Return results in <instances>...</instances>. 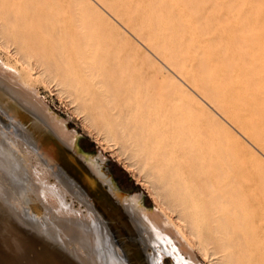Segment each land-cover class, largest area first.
I'll list each match as a JSON object with an SVG mask.
<instances>
[{"label":"bare ground","instance_id":"obj_1","mask_svg":"<svg viewBox=\"0 0 264 264\" xmlns=\"http://www.w3.org/2000/svg\"><path fill=\"white\" fill-rule=\"evenodd\" d=\"M95 2L171 71L125 70L117 55L130 56L106 40L108 23L89 0H0V47L22 66L0 59V73L26 90L0 80V120L12 121L22 136L0 127V264H162L170 253L178 264H195L176 251H197L211 264H264V167L253 164L249 151L217 137L214 119L206 122L198 101L166 75L174 73L264 154V106L249 83L256 72L250 70V78L244 70H217L227 50L218 46L214 17L199 0ZM31 70L45 85L61 87L104 140L147 170L159 212L150 214L142 200L125 198L97 158L79 151L78 133L30 94L27 79L36 75ZM69 151L81 166L59 159L69 158ZM11 155L19 160L14 169ZM28 157L43 175L37 176L38 193L56 199L57 221L43 222L8 204L11 196L21 210L27 203L35 207L25 180ZM87 168L109 186L114 206L98 194L91 200L96 182L78 173ZM67 198L86 204L83 219Z\"/></svg>","mask_w":264,"mask_h":264},{"label":"rangeland","instance_id":"obj_2","mask_svg":"<svg viewBox=\"0 0 264 264\" xmlns=\"http://www.w3.org/2000/svg\"><path fill=\"white\" fill-rule=\"evenodd\" d=\"M89 1L93 5V7L99 12L102 18H104L108 23L107 26L108 30L106 31L109 35H106L107 36L106 40H108V42L111 41L112 43L118 45L119 47L122 48L125 54H128V56H130L127 57L126 55L123 56L117 55L120 58L118 61L123 62L125 64L126 67L125 70L127 68H128L127 70H132L133 68L134 70H146V71L148 70L153 72L160 70V71H164L165 73L166 70L171 71L164 65L162 60L159 57H157L152 52V50H150L147 47V45L143 41H141L125 25L121 24L118 20H116V18L112 16L108 10H106L102 6L99 7V4L95 2V0H89ZM199 1H200L199 7L203 11H207V13H209L211 16L214 17L213 22L215 28H217V31L220 33L222 40L220 42V45L218 46L223 50H227L222 53L223 61L220 62L219 65L221 66L217 70H230V69L244 70L246 73L249 74V76L254 73V72L252 73V71L250 72V70L255 71L256 72L255 76L254 74L252 75V77L254 78L250 76L252 80L250 79L249 83L254 85L251 86L252 88L253 87L255 88V85L257 86L256 89L258 91L254 88L252 90L264 106V88H263L264 84H261L262 88L260 86V83H262L261 81L264 82L263 80L264 69L262 70V68H264V63L262 64V60H261L264 59V39H263L264 38V4H263L264 0H199ZM246 24L247 26H245ZM253 38L255 40L254 41L255 44L252 41ZM238 39L240 40L239 42ZM257 40L260 41L259 44H258L259 41L257 42ZM258 45L260 47H258ZM244 47L245 49H243ZM256 48L258 49V51ZM0 49H1L0 59L2 60L3 63L6 62V64H10V65L12 64L11 66L13 67L17 66L18 70H22L21 64L18 65L14 60L15 58L11 54L9 56V54L6 53L4 50H2L1 47ZM2 52L5 54H3ZM261 52L263 54H261ZM10 57L13 59H11ZM227 58L229 59L227 60ZM258 58L259 59L261 58L260 59L261 61ZM230 60H232V62ZM235 60H237L236 61L237 63L234 66L233 64ZM130 63L132 65H130ZM260 63L262 64V66H260L261 65ZM229 64L236 68L233 67L234 68L233 69L232 66H230ZM254 65L255 68L257 67L258 68L255 69L253 67ZM169 71L167 72L168 74L166 75L172 79L174 84L179 85L180 89L183 90L185 89L186 91H188L190 95L194 97L196 101H198V103L202 108L200 110L201 114L205 116V121L206 122L212 121L214 119L212 121L214 127L213 133H215V135L221 139H226L234 149L249 151V153L251 154V160L253 161V164L256 166L264 167V154H262V152L260 153V151L252 142L250 143V141H247L248 139L244 137V135L239 131V129L236 128V126L234 127L229 120L221 116L220 113L217 112L215 109H213L208 102H204L205 101L204 99H202L201 97L200 99L199 96L195 94L188 86H186L183 81H181L174 73ZM259 73L262 75L261 76L262 80ZM31 74H36V75H31L27 79V85L29 84L32 85V86L29 85L30 88L27 86L31 92L29 93L32 96H34V98L41 101V103L44 106H46L54 116H57L60 119L65 120L70 126V128L78 133L79 141L77 148L83 155H86L92 159L97 158L98 163L103 168V172L109 176L111 186L115 190H118L121 194H123V196L127 199L136 198L142 200L144 206L143 208L148 213L155 214V212L157 211L159 212V206L156 202V198L155 196L152 195V192L154 193L156 185L153 182L154 179L151 180V178L148 177L147 170L146 171L143 170L140 164L137 163V161L131 159L132 158L131 155L128 154L130 152L126 153L124 150L120 149L121 147L120 145H117L115 142L104 140V138L101 135H99V133L95 130V128L94 127L92 128L91 124L87 122L85 116L86 114L84 110H81L82 108L79 105V103L74 101L72 97L70 98V95L65 93L61 87L58 86L55 87L56 85L55 82L54 83L48 82V85L50 84L48 88V85H45L47 83L46 82L44 83V78L39 77L38 70H31ZM0 80L2 82L4 81V83L12 90L14 89L17 90L18 88H21L26 92V90L23 87L19 86L16 83H13L2 73H0ZM158 81L163 83L162 79L158 78ZM254 81L256 82V84H254L255 83ZM258 84L260 87L259 89H258ZM210 118L211 120H209ZM215 122L219 124L217 125L220 128L216 125ZM0 127L1 128L3 127L8 132V134H11L13 136L16 135L17 137L22 138L18 130V127H16V125H14L12 121H9L7 124H4L2 120H0ZM14 129H16L17 132H14L13 131ZM229 134L230 135L232 134L231 137ZM234 143H236V145ZM119 150H122L123 152ZM100 156H102L103 159L99 158ZM11 161L13 162L11 164V167L14 169V165L16 163L18 164L19 160L14 155H11ZM28 164L30 166V175H25V180L30 183L29 184L31 190L30 192H32V197L33 199H35V207L30 203H27L21 210L14 201L12 202L13 199L11 198V196L7 197L8 204L9 205L11 204L12 207H14L19 212L21 211L24 213H29L28 214L29 216L33 215L32 217L35 218L37 217L43 222L57 221L58 217L60 218V215L56 213V208H55L57 206L56 199L50 196L43 197L42 193H38L37 191L38 182L36 181L38 179L37 176L40 175L43 178V175L40 173L39 169L37 168V162L33 157H28ZM11 174H13L12 171ZM54 180L56 179L55 178L50 179L49 177V181L51 184L57 182V180L56 181ZM105 188L108 191L110 189L109 186H106ZM78 193L80 194V192ZM84 201L86 202L85 199ZM66 203H68L72 211L78 213V215L81 216L80 220L87 215L86 204L81 205L79 201H73L71 198H67ZM29 205H31V207H29ZM52 214L55 215L53 216ZM73 218H77V220H79L78 216L77 217L74 216ZM174 246L177 249L179 248L181 249L180 245L174 244ZM71 247L74 248L73 245ZM176 252L178 255L180 254L181 256H183L185 258V261L191 262L192 260H194L195 264H211L210 259L204 258L197 251L195 252L194 256H189L184 253L181 254L180 251H176ZM148 253L150 254L153 253V249L149 248ZM174 254L175 253H170L165 255L162 258V264H178L176 262L177 260L175 257L176 254L175 255Z\"/></svg>","mask_w":264,"mask_h":264},{"label":"water","instance_id":"obj_3","mask_svg":"<svg viewBox=\"0 0 264 264\" xmlns=\"http://www.w3.org/2000/svg\"><path fill=\"white\" fill-rule=\"evenodd\" d=\"M50 133V132H49ZM52 135V134H51ZM69 153H70V155H68L69 156V158H67V157H64L63 155H61L60 157H59V159H66V160H70L71 162H74V159H76V166H81V160L80 159H78L77 158V156L74 154V153H72V151H69ZM85 171H86V174H81L80 172H78L79 173V175H80V177H82V180L83 179H85V177H89L88 176V174L91 176V178H93L94 180H95V182H96V187H95V189H94V192H93V190L91 189L93 186L92 185H90V184H85L84 185V187L85 188H88V189H91V191L93 192V194H94V196H91V200H96V198L98 197L97 196V194L98 195H101V198L102 199H104V197L106 198V200H107V202H110V204L112 205V206H114L115 205V203L111 200V198H109L108 196V190L105 188V187H103L102 186V183L99 181V180H97V178L93 175V174H91V172L89 171V169L87 168V169H85ZM84 172V171H83ZM96 192V193H95ZM108 195V196H107ZM27 199H28V201H30V198L27 196ZM109 200V201H108ZM97 201V200H96ZM111 206H109V208H110ZM45 220V219H44ZM46 221V220H45ZM132 264V263H131Z\"/></svg>","mask_w":264,"mask_h":264}]
</instances>
